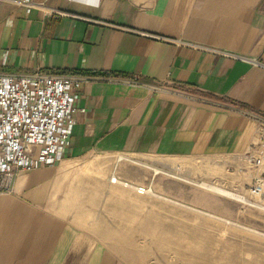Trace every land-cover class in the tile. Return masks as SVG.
I'll list each match as a JSON object with an SVG mask.
<instances>
[{
    "label": "crops",
    "instance_id": "crops-1",
    "mask_svg": "<svg viewBox=\"0 0 264 264\" xmlns=\"http://www.w3.org/2000/svg\"><path fill=\"white\" fill-rule=\"evenodd\" d=\"M31 2L0 0V71L87 78L62 160L0 183V264H128V214L111 215L128 185L93 154L262 170L247 153L249 113L264 115V0Z\"/></svg>",
    "mask_w": 264,
    "mask_h": 264
},
{
    "label": "rangeland",
    "instance_id": "rangeland-1",
    "mask_svg": "<svg viewBox=\"0 0 264 264\" xmlns=\"http://www.w3.org/2000/svg\"><path fill=\"white\" fill-rule=\"evenodd\" d=\"M93 163L95 170H109V180L116 176L128 185L146 188L137 194L120 184L127 190V211L124 207L111 211L113 220L128 214L126 225L133 238L127 240L129 259L124 262L264 264V170L219 173L199 170L193 158L127 153L93 154ZM256 180H261V190L250 194L249 186ZM209 186L241 195L246 201ZM133 249L145 251L131 254Z\"/></svg>",
    "mask_w": 264,
    "mask_h": 264
},
{
    "label": "built area",
    "instance_id": "built-area-1",
    "mask_svg": "<svg viewBox=\"0 0 264 264\" xmlns=\"http://www.w3.org/2000/svg\"><path fill=\"white\" fill-rule=\"evenodd\" d=\"M15 1L34 6L31 0ZM86 78L79 73L0 71V183L4 188L20 172L41 165L52 166L62 160L79 110V88ZM249 115L257 122L259 141L247 156L253 166L264 170V115L254 112ZM260 181L249 186L250 194L260 192ZM111 182L120 180L115 176ZM128 186L140 194L146 191L142 185Z\"/></svg>",
    "mask_w": 264,
    "mask_h": 264
},
{
    "label": "bare ground",
    "instance_id": "bare-ground-1",
    "mask_svg": "<svg viewBox=\"0 0 264 264\" xmlns=\"http://www.w3.org/2000/svg\"><path fill=\"white\" fill-rule=\"evenodd\" d=\"M208 188L211 189V190H214V191H216L218 193H221V194L230 196L232 198H236V199H240V200H243L244 201V199L241 196L237 195L236 193H232V192H229V191H225V190L219 189L217 187H210L209 186Z\"/></svg>",
    "mask_w": 264,
    "mask_h": 264
}]
</instances>
